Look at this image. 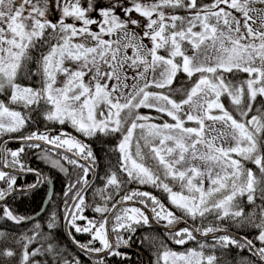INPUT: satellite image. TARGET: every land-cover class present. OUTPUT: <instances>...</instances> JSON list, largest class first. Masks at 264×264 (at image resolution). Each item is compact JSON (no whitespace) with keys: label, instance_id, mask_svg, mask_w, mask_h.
<instances>
[{"label":"snow or ice","instance_id":"6c2138e0","mask_svg":"<svg viewBox=\"0 0 264 264\" xmlns=\"http://www.w3.org/2000/svg\"><path fill=\"white\" fill-rule=\"evenodd\" d=\"M81 137H118L101 187ZM36 149L68 177L59 215L9 207L52 182L22 160ZM13 170L36 182L18 187ZM0 182V264H82L57 242L61 221L93 264L162 222L165 237L139 241L150 264H224L233 249L235 264H264V0H0Z\"/></svg>","mask_w":264,"mask_h":264},{"label":"trees","instance_id":"16d2710c","mask_svg":"<svg viewBox=\"0 0 264 264\" xmlns=\"http://www.w3.org/2000/svg\"><path fill=\"white\" fill-rule=\"evenodd\" d=\"M184 82L183 74H180L178 77V81L174 86H179L181 83ZM227 106V101H225ZM144 114H148L151 116H157L158 114L154 112V110L151 109H141L140 110ZM165 119H168L170 121L171 118L165 117ZM191 123V122H190ZM37 127L40 131H47L49 128H56L59 126H53L48 122L45 123H39L37 122ZM36 130L35 127H29L25 131L24 134H27L28 131ZM68 131L72 132L73 130L71 128L67 129ZM54 134V133H53ZM75 134V133H74ZM79 135V134H76ZM7 138V137H5ZM81 139H85L87 143H90L96 156L98 157L99 167L97 169V173L95 175L90 174V180L92 181L93 185L95 187H101L102 184L97 179L98 176H103L105 172L108 170V167L111 165H114L116 163V155L110 151V149L115 145L116 140L118 137L111 139V138H104L105 140H108V143H104L102 141H96L95 139H87L81 137ZM21 146L20 143L16 141H10L7 145L8 148L12 150H16ZM40 150H28L27 154L22 157V160L26 163L28 167L38 169L44 176L51 177V183L47 185H41L36 190L30 192L26 196H18L14 200L9 201V207L14 211L15 214L18 215H24V216H31L34 217L37 213H39L43 205L45 203V200L47 196L49 195L50 190L52 189V200H49L45 211L47 212H57L58 215L61 213V210L63 208V192H64V186L68 179V177L65 176L63 172H60L59 169H53L51 165L41 159H39ZM13 174L17 175V186L23 187L28 184H32L36 182V176L33 173L29 172H17L13 170ZM75 175V173H73ZM0 186H3V182H0ZM129 189L133 188H139V190L142 191H149L152 194L158 196L165 204H168V201L165 198V194H162L159 190L152 188L150 185L145 186H139V185H128ZM123 195V193H121ZM86 199L89 203L93 202V192L91 190L88 191ZM136 206V205H135ZM42 213L41 215H43ZM90 218L93 216H96L98 218L99 214H93L90 210L85 213ZM177 215H179V212H177ZM191 223V222H189ZM183 224V223H181ZM2 227L5 230L13 231L15 234H19L23 231H25L27 228L31 227V224H22L20 226L14 225L12 222H3ZM164 223L162 222L159 225L153 224L151 228L145 226L142 229H139L135 236L133 237V242H131L130 247H122L120 251L124 254V258L121 257H107L108 264H150L152 260V253L151 251L145 246L141 245L139 241L143 239L145 235L151 234L154 236H160L165 237L167 234V231L164 230ZM233 232H236L237 234H243L239 232L237 229L232 228ZM58 234V243L66 248L68 250L69 258L77 257L82 261V264H93L92 257H89L86 253L82 252L76 245L72 244L70 242V237L67 235V231L64 225V222L61 221V226L57 229ZM77 239L81 240V242L86 243L87 242V235H80L76 234ZM255 233L249 231L250 238L254 236ZM169 245L177 250L182 251L184 248L194 246L192 242H190L188 245L185 246H179L174 245L171 243V241H168ZM97 246H99L97 244ZM239 255H246V253H239ZM239 255L237 254V250L233 249L232 252L227 253L224 257V264H235L234 257L236 259L239 258Z\"/></svg>","mask_w":264,"mask_h":264},{"label":"rangeland","instance_id":"374dc122","mask_svg":"<svg viewBox=\"0 0 264 264\" xmlns=\"http://www.w3.org/2000/svg\"><path fill=\"white\" fill-rule=\"evenodd\" d=\"M100 2L103 3V2H106V0H100ZM199 2H200V3H207L208 0H199ZM92 15L95 16L96 14H95V13H92ZM69 22H71V21H69ZM93 27H95V26H93ZM253 27H255V25H254ZM137 31H138V30H137ZM145 43H147V41H145ZM60 79L62 80L63 77H60ZM207 124H208L209 126H211V122H210V121L207 122ZM216 127H217V128H220L221 126H220V125H216ZM213 134H214V133H212V132L210 131V128L206 130V135H207V136H211V135H213ZM180 225H181V224H180ZM180 225H179V226H180Z\"/></svg>","mask_w":264,"mask_h":264},{"label":"water","instance_id":"95a60500","mask_svg":"<svg viewBox=\"0 0 264 264\" xmlns=\"http://www.w3.org/2000/svg\"><path fill=\"white\" fill-rule=\"evenodd\" d=\"M51 193H52V189L50 190L49 195L47 196V198H46V200H45V203H44V205H43V208H42V209H44V210H45L46 205H47V203H48V201H49V196L51 195ZM137 206H140V205L137 204ZM39 213L42 214V213H43L42 210H41ZM35 216H36V215H35ZM35 216H34V217H35ZM184 226H185V225H181V226H179V227H184ZM179 227H178V228H179ZM65 228H66V226H65Z\"/></svg>","mask_w":264,"mask_h":264}]
</instances>
